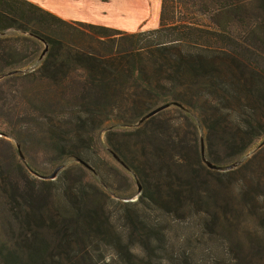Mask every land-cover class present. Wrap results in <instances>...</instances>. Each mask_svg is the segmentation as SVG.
Masks as SVG:
<instances>
[{"label": "trees", "instance_id": "1", "mask_svg": "<svg viewBox=\"0 0 264 264\" xmlns=\"http://www.w3.org/2000/svg\"><path fill=\"white\" fill-rule=\"evenodd\" d=\"M25 134L63 169L0 160V264H264V0H161L130 34L0 0V142Z\"/></svg>", "mask_w": 264, "mask_h": 264}, {"label": "rangeland", "instance_id": "2", "mask_svg": "<svg viewBox=\"0 0 264 264\" xmlns=\"http://www.w3.org/2000/svg\"><path fill=\"white\" fill-rule=\"evenodd\" d=\"M113 12L112 16L108 17V22L112 25L110 28L125 32V33H135L139 31H150L158 28L159 25V12H160V4L161 0H110ZM77 22V21H73ZM83 23V22H82ZM88 24V23H87ZM9 36L15 37V33H9ZM44 45L40 46V53L43 52ZM33 47L29 46V50L23 51V56L32 58L35 57L33 55ZM38 56V59L35 62H30L28 66L21 69L22 72H28L31 69L36 68V66L41 61L42 57ZM36 88H34L33 93ZM31 93L32 90H26L23 88L21 90H17L15 94L22 96L26 93ZM17 109L20 110L23 108V105L20 102H17ZM28 109L34 108L32 104H28ZM59 109V108H58ZM169 113L162 119H180L176 112L169 110ZM199 134H202V131L198 129ZM26 136L23 138L25 140V154L22 147L19 146L20 151L23 155V160H21L18 156L16 145L17 143L9 138H4L10 144V149L3 142H0V160H5L6 162H11L13 158L20 160L21 162H25L27 159L31 162L35 167L41 172L43 175H49L55 168V154L52 153L49 149L40 145L33 136ZM97 150L103 159L104 165L109 168L112 172L115 168H119L118 164H116L113 160L107 156L105 148H104V137L105 131H101L97 136ZM23 150V151H22ZM254 150L252 149L246 157H248ZM65 164H68L69 161H64ZM63 166V165H62ZM116 178L117 187L122 189L123 192H137V186L134 182L129 180L127 177L128 174L114 173ZM137 195L134 197L133 200ZM112 255V254H110ZM160 264H164L161 262Z\"/></svg>", "mask_w": 264, "mask_h": 264}, {"label": "crops", "instance_id": "3", "mask_svg": "<svg viewBox=\"0 0 264 264\" xmlns=\"http://www.w3.org/2000/svg\"><path fill=\"white\" fill-rule=\"evenodd\" d=\"M65 21L111 27L108 17L113 8L110 0H26Z\"/></svg>", "mask_w": 264, "mask_h": 264}, {"label": "water", "instance_id": "4", "mask_svg": "<svg viewBox=\"0 0 264 264\" xmlns=\"http://www.w3.org/2000/svg\"><path fill=\"white\" fill-rule=\"evenodd\" d=\"M46 52V48L43 50L41 56H43ZM170 106H177V107H180L178 104L176 103H166V104H163V105H160L158 107H156L155 109H153L152 111L148 112L147 114H145L144 116H142L136 125H140L142 124L144 121H146L147 119L151 118L152 116L156 115L157 113L169 108ZM264 145V141H262L260 143L259 146H262ZM16 149H17V152H18V155H19V158L21 160H23V155L20 151V148H19V145L17 144L16 145ZM200 152H201V156L204 157V144L203 142L201 141L200 142ZM113 159L115 161H117L124 169H127L124 164L122 162H120V160L118 159V157L114 154H111ZM78 163L82 164L86 169L88 170H91L90 167L86 164H84L82 161L78 160L77 161ZM237 164H231L227 167H216V166H213L211 164H209L208 162H206V166L207 168L211 169V170H214V171H217V172H225V171H229L231 169H233ZM63 169V166L60 165L58 167H56L49 175H42V176H37L39 179L41 180H47V181H52L55 179V177L57 176V174L59 173V171ZM136 186H137V192L139 193L141 191V186L140 184L138 183V181H136Z\"/></svg>", "mask_w": 264, "mask_h": 264}]
</instances>
